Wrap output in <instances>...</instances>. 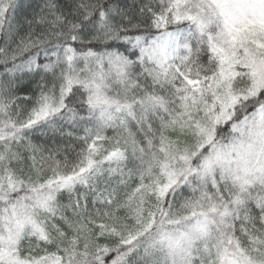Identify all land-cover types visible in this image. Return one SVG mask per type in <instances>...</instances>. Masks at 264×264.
<instances>
[{
	"label": "snow or ice",
	"instance_id": "snow-or-ice-1",
	"mask_svg": "<svg viewBox=\"0 0 264 264\" xmlns=\"http://www.w3.org/2000/svg\"><path fill=\"white\" fill-rule=\"evenodd\" d=\"M0 264H264V0H0Z\"/></svg>",
	"mask_w": 264,
	"mask_h": 264
}]
</instances>
